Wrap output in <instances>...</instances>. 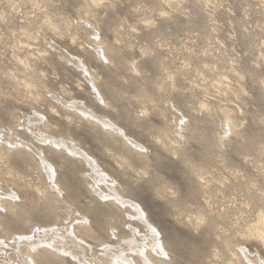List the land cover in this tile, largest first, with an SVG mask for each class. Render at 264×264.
Masks as SVG:
<instances>
[{"label":"rangeland","instance_id":"rangeland-1","mask_svg":"<svg viewBox=\"0 0 264 264\" xmlns=\"http://www.w3.org/2000/svg\"><path fill=\"white\" fill-rule=\"evenodd\" d=\"M0 247L264 264V0H0Z\"/></svg>","mask_w":264,"mask_h":264},{"label":"bare ground","instance_id":"bare-ground-1","mask_svg":"<svg viewBox=\"0 0 264 264\" xmlns=\"http://www.w3.org/2000/svg\"><path fill=\"white\" fill-rule=\"evenodd\" d=\"M74 89H75V87H74ZM78 89V88H77ZM76 89V90H77ZM80 94V93H79ZM51 113V112H50ZM56 115V114H55ZM54 115V116H55ZM64 116V115H63ZM58 117V116H57ZM63 119V118H62ZM97 164V163H96ZM96 167V166H95ZM108 180V179H107ZM119 204V203H118ZM135 212V211H134ZM134 216V215H133ZM62 232V231H61ZM48 233V232H47ZM54 237H52V240L53 241H59V243H63V242H65V240H66V236L64 235V234H59V233H54V235H53ZM76 238H78V237H76ZM152 238H153V236H152ZM49 239H51V238H49ZM146 239V238H145ZM31 240V239H30ZM82 242V241H81ZM30 244V243H29ZM147 244V243H146ZM57 245V244H56ZM43 246V245H42ZM125 246V245H124ZM46 247V246H45ZM56 247V246H55ZM38 248V247H37ZM125 248V247H124ZM29 249V248H28ZM0 253L2 254L1 256H3V250H2V248L0 247ZM56 252V251H55ZM74 252V251H73ZM78 252V251H77ZM123 252V251H122ZM166 252V251H165ZM31 254V253H30ZM58 254H60V253H58ZM73 254V253H72ZM155 255V254H154ZM106 259V258H105ZM110 260V259H109ZM108 260V261H109ZM122 260V259H121ZM136 260V259H135ZM33 261V260H32ZM137 262V261H136ZM158 262V261H157ZM108 263V262H107ZM117 263V262H116ZM115 263V264H116ZM79 264V263H78ZM113 264V263H112ZM146 264V263H145Z\"/></svg>","mask_w":264,"mask_h":264}]
</instances>
